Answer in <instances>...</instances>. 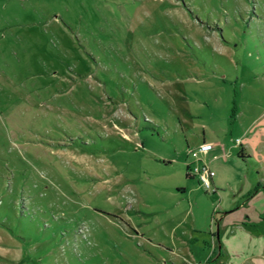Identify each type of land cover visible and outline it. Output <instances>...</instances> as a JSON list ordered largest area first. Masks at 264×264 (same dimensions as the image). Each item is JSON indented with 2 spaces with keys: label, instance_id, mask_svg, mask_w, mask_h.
<instances>
[{
  "label": "rangeland",
  "instance_id": "1",
  "mask_svg": "<svg viewBox=\"0 0 264 264\" xmlns=\"http://www.w3.org/2000/svg\"><path fill=\"white\" fill-rule=\"evenodd\" d=\"M185 261L264 264V0H0V264Z\"/></svg>",
  "mask_w": 264,
  "mask_h": 264
},
{
  "label": "built area",
  "instance_id": "2",
  "mask_svg": "<svg viewBox=\"0 0 264 264\" xmlns=\"http://www.w3.org/2000/svg\"><path fill=\"white\" fill-rule=\"evenodd\" d=\"M214 148L212 142L202 141L196 147L189 148L190 159L186 161V173L196 177L198 184L207 192L214 190L212 179L215 170L210 166L206 155Z\"/></svg>",
  "mask_w": 264,
  "mask_h": 264
},
{
  "label": "crops",
  "instance_id": "3",
  "mask_svg": "<svg viewBox=\"0 0 264 264\" xmlns=\"http://www.w3.org/2000/svg\"><path fill=\"white\" fill-rule=\"evenodd\" d=\"M241 146L245 150V146H243V145H241ZM244 154H245V152H244ZM222 156H220V154L217 155L216 153H214L211 156V158H209V159L207 158L210 166L215 170V176L212 179V185L215 184V185L220 186V185H222V183H225V181H227V172L229 171V166H228V164H226L227 159L224 157L225 155L223 157ZM243 159H245V158L239 157L236 153L234 165L237 167L240 166L244 161ZM189 177H191V176H189ZM234 180L237 181L238 176H235ZM232 213H234V212H232ZM169 251H173V250H169ZM203 251L204 250H202V252ZM186 262L187 261H185L184 264H186Z\"/></svg>",
  "mask_w": 264,
  "mask_h": 264
},
{
  "label": "trees",
  "instance_id": "4",
  "mask_svg": "<svg viewBox=\"0 0 264 264\" xmlns=\"http://www.w3.org/2000/svg\"><path fill=\"white\" fill-rule=\"evenodd\" d=\"M240 147H239V150H238V152H237V155L239 156V157H242V158H244L245 157V154H244V149H243V147L241 146V145H239ZM185 174H186V176H188L189 177V175L185 172Z\"/></svg>",
  "mask_w": 264,
  "mask_h": 264
}]
</instances>
